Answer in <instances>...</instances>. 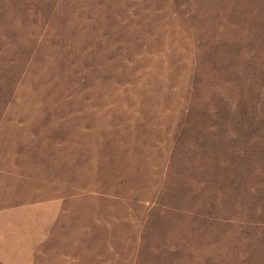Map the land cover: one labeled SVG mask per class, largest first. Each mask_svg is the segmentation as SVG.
Returning a JSON list of instances; mask_svg holds the SVG:
<instances>
[{
  "label": "rangeland",
  "instance_id": "374dc122",
  "mask_svg": "<svg viewBox=\"0 0 264 264\" xmlns=\"http://www.w3.org/2000/svg\"><path fill=\"white\" fill-rule=\"evenodd\" d=\"M0 264H264V0H0Z\"/></svg>",
  "mask_w": 264,
  "mask_h": 264
},
{
  "label": "crops",
  "instance_id": "0c3cea01",
  "mask_svg": "<svg viewBox=\"0 0 264 264\" xmlns=\"http://www.w3.org/2000/svg\"><path fill=\"white\" fill-rule=\"evenodd\" d=\"M16 244L13 241L12 237L4 238L0 236V262L8 263L11 261V256L16 255L17 253L13 250V247Z\"/></svg>",
  "mask_w": 264,
  "mask_h": 264
}]
</instances>
